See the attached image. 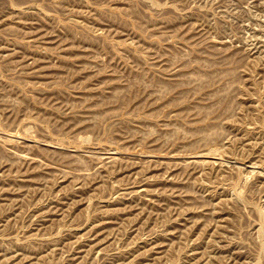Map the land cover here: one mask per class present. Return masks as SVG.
<instances>
[{
  "label": "rangeland",
  "instance_id": "obj_1",
  "mask_svg": "<svg viewBox=\"0 0 264 264\" xmlns=\"http://www.w3.org/2000/svg\"><path fill=\"white\" fill-rule=\"evenodd\" d=\"M0 264H264V0H0Z\"/></svg>",
  "mask_w": 264,
  "mask_h": 264
},
{
  "label": "bare ground",
  "instance_id": "obj_2",
  "mask_svg": "<svg viewBox=\"0 0 264 264\" xmlns=\"http://www.w3.org/2000/svg\"><path fill=\"white\" fill-rule=\"evenodd\" d=\"M204 161V160H203Z\"/></svg>",
  "mask_w": 264,
  "mask_h": 264
}]
</instances>
